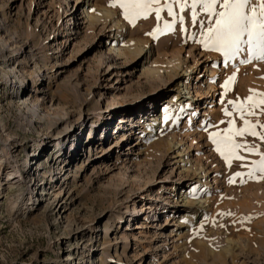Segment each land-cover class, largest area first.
Returning <instances> with one entry per match:
<instances>
[{"label":"rangeland","instance_id":"obj_1","mask_svg":"<svg viewBox=\"0 0 264 264\" xmlns=\"http://www.w3.org/2000/svg\"><path fill=\"white\" fill-rule=\"evenodd\" d=\"M83 1L0 0V264H264V179L229 184L248 169L208 139L228 127L227 100L264 93V61L240 64L243 52L226 65L206 51L196 41L215 17L199 6L202 26L177 7L184 24L157 32L172 21L166 10L132 25L117 0ZM151 114L145 140L139 121ZM56 141L65 152L54 160ZM247 142L264 152V141Z\"/></svg>","mask_w":264,"mask_h":264},{"label":"snow or ice","instance_id":"obj_2","mask_svg":"<svg viewBox=\"0 0 264 264\" xmlns=\"http://www.w3.org/2000/svg\"><path fill=\"white\" fill-rule=\"evenodd\" d=\"M117 3L123 11V16L129 24L135 25L138 19H147L151 14L155 13L156 19H162L161 13L166 10L167 15L172 17L171 22H165L163 29H157V32H173L177 20L182 26L185 21L184 15H179L175 11L178 7L180 13H184L186 9L191 10V21L193 25H203V21L198 18L197 8L208 16H214L213 26L203 28L200 33L201 38L196 42L201 44L206 51H214L221 53L225 58L227 65L231 60L236 59L241 53L247 52V58L240 60V64H249L252 61H264V0H260L258 4L259 11L252 6V0H117L112 3V7H116ZM217 6L221 9L217 11ZM187 31L186 28H181ZM153 38H156L155 34ZM189 36V39H192ZM236 73L229 76L221 86L226 96L230 90V85L235 81ZM254 92V90H250ZM259 97V98H257ZM224 103V101H221ZM227 105L231 106L223 109L224 115L229 117L226 121L228 127L222 130L208 133V139L215 145V151L231 166L233 160L240 161L242 167H246V173L237 172L228 181L229 184L236 182L237 177H241L240 184L249 180L264 179V152H260L254 145L247 142V137L258 138L264 141V123L259 120L253 123L248 117L264 114V93L254 92L243 101L227 100ZM259 110V112L257 111ZM238 116L242 121V126L237 127L235 118ZM225 123V121H220ZM218 128V125H211ZM205 131L208 128L205 127ZM240 137L241 140L236 138ZM248 155L257 154L260 159L248 162ZM259 174V176H258ZM196 197V190L192 192ZM219 215H233L231 212L220 213ZM207 219V217H205ZM203 224L200 225L203 228Z\"/></svg>","mask_w":264,"mask_h":264},{"label":"bare ground","instance_id":"obj_3","mask_svg":"<svg viewBox=\"0 0 264 264\" xmlns=\"http://www.w3.org/2000/svg\"><path fill=\"white\" fill-rule=\"evenodd\" d=\"M79 3H81L82 2V5L81 6H83V0H77ZM84 13H85V16L84 17H86L87 18V22H89V24H92V25H96V23H97V21L98 20H100V16L99 15H97V14H95V13H93V12H91L90 10H88V9H86V7H85V10H84ZM114 52V53H116V54H119V53H121V51L119 50V48H115V44L114 43H111V41H110V43H109V52ZM123 53V52H122ZM173 74H177L176 72H174ZM211 87H213V86H211ZM181 93V92H180ZM188 93H189V91H188ZM212 95V97H211V100H212V98H213V93L211 94ZM110 114L111 113H109L106 117H104L103 119H109V118H111V116H110ZM148 120V121H147ZM159 120V118L157 117V114H151L150 115V117L148 118V119H146V120H140L139 122H141V124H142V130L141 131H143V133L146 135L144 138H145V140H148V139H150L151 137H152V131H153V127L155 126V124H156V122ZM104 121V120H103ZM103 121L102 122H100V123H103ZM96 125V124H95ZM95 125H93L92 127H90V129H89V137L87 136V138H86V141L85 142H87V143H90V140H92L93 138L91 137V133L92 132H94V127H95ZM135 125V124H134ZM133 125V126H134ZM119 126V125H118ZM155 132V131H154ZM95 133V132H94ZM156 134V133H155ZM140 137V136H139ZM143 138V139H144ZM54 139H57V138H55L54 137ZM141 139V138H140ZM59 139H57V141H58ZM56 141V145H55V148L56 147H58V149L55 151V159L54 160H56V159H58L59 158V156H61V155H63V153L65 152V151H62V153H60L59 152V149H62V146L60 147V145H62V144H59L58 142ZM41 151H43V149H41L39 152H36V150L35 151H33L30 155H28L27 156V158L24 160V166H23V168H22V177L23 178H26L27 177V175H29L30 174V172L33 170V168H32V164H36L37 163V159H35L36 158V156H38L39 155V153L41 152ZM78 151V150H77ZM92 153V148H91V144H89V146H88V154L89 155H92L91 154ZM78 155H79V152L77 153ZM76 154V155H77ZM72 158H73V160L75 159L74 158V156L72 155L71 156ZM71 162V161H70ZM39 165H41V164H39ZM1 168V167H0ZM3 168H5V165H3L2 166V169ZM63 168V167H62ZM56 173H61V171H58V172H52V178L54 177V175L56 174ZM62 175H64V172H62L61 173V175L59 176V178L62 176ZM51 178V179H52ZM58 178V177H57ZM57 178H56V181H57ZM63 178H65V177H63ZM37 180V178L36 179H34V183H35V181ZM65 180V179H64ZM64 180H63V182H64ZM55 181V182H56ZM54 182V183H55ZM33 183V184H34ZM37 184H39V183H37ZM31 186L32 185H30L29 186V188H28V190H29V195H28V199H30L31 201L29 202V204L30 205H33L34 204V199H33V196H32V188H31ZM54 185H52V187H53ZM11 187V186H10ZM13 187V186H12ZM40 194H41V192H39ZM183 199H186V198H182L181 200H183ZM38 200H40L39 199V197H36V201H38ZM185 202H186V200H185ZM126 212V213H125ZM124 215H130L131 214V212H129L128 210H124ZM122 217H123V215H122ZM122 220V219H121ZM117 223H118V221H117ZM119 227V226H118Z\"/></svg>","mask_w":264,"mask_h":264}]
</instances>
